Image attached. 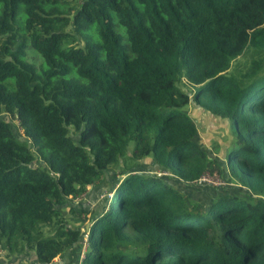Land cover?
I'll list each match as a JSON object with an SVG mask.
<instances>
[{
	"label": "trees",
	"instance_id": "16d2710c",
	"mask_svg": "<svg viewBox=\"0 0 264 264\" xmlns=\"http://www.w3.org/2000/svg\"><path fill=\"white\" fill-rule=\"evenodd\" d=\"M191 102L228 121L246 196L198 183ZM111 170L82 264H264V0H0V245L52 263L78 237L60 206Z\"/></svg>",
	"mask_w": 264,
	"mask_h": 264
},
{
	"label": "rangeland",
	"instance_id": "374dc122",
	"mask_svg": "<svg viewBox=\"0 0 264 264\" xmlns=\"http://www.w3.org/2000/svg\"><path fill=\"white\" fill-rule=\"evenodd\" d=\"M249 56L250 52L247 56L240 57V62H244ZM233 69L234 67L231 71H234ZM189 88L183 86V89L188 90ZM186 110L196 119L198 125L197 141L200 145L204 146L207 152L216 158V162L204 173L205 176L203 178L206 179L198 183L206 184L208 182L205 181L210 179L212 184L208 183L207 186L211 188H215L216 190L222 188L229 193L246 196L249 190L235 180L231 179L228 181V174L223 166V150L231 137L228 121L200 109L192 102L186 106ZM10 121L16 131L21 133L17 120L11 118ZM35 165L41 166L42 163L38 160L35 162ZM140 168L142 169L141 171L156 173L175 183L190 200L194 199V201H199L205 206L211 201V195L205 191L206 189H193L192 184L184 185L176 178H171L168 172L161 170L149 158L142 160ZM123 177L124 175H119L116 171H107L97 184L88 186L84 194L73 199L71 198L64 205L60 206L67 225L78 229V237L54 259L60 257L61 264H82L85 253L89 249L88 232L94 223L95 215L106 211L111 205L114 193L113 189L120 183V179ZM221 180L224 184L220 183Z\"/></svg>",
	"mask_w": 264,
	"mask_h": 264
},
{
	"label": "crops",
	"instance_id": "0c3cea01",
	"mask_svg": "<svg viewBox=\"0 0 264 264\" xmlns=\"http://www.w3.org/2000/svg\"><path fill=\"white\" fill-rule=\"evenodd\" d=\"M30 253V256L28 257ZM57 259H53L52 263L49 264H61L62 261ZM37 255L33 250H28L22 253H8L5 248L0 245V264H32L37 263Z\"/></svg>",
	"mask_w": 264,
	"mask_h": 264
},
{
	"label": "built area",
	"instance_id": "2783aa9c",
	"mask_svg": "<svg viewBox=\"0 0 264 264\" xmlns=\"http://www.w3.org/2000/svg\"><path fill=\"white\" fill-rule=\"evenodd\" d=\"M205 175L203 174L199 179H198V182H202V181H204L206 178H203ZM205 182H208V183H211L212 184V182H211V180L210 179H207V181H205ZM220 183H223L224 184V182L221 180V182Z\"/></svg>",
	"mask_w": 264,
	"mask_h": 264
}]
</instances>
